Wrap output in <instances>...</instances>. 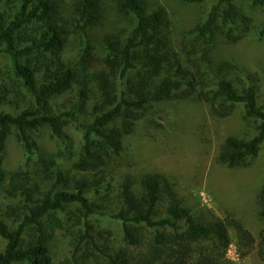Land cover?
<instances>
[{
    "label": "trees",
    "instance_id": "1",
    "mask_svg": "<svg viewBox=\"0 0 264 264\" xmlns=\"http://www.w3.org/2000/svg\"><path fill=\"white\" fill-rule=\"evenodd\" d=\"M182 1L203 4L208 0ZM210 1L205 19L197 22L192 32L213 47V29L220 23H235L237 6L234 0ZM254 4L263 6L264 0H254ZM116 5L120 12L131 15L132 23L126 34L106 37L101 64L78 81L79 71L67 58L68 23L73 21L78 32L87 33L103 19L99 0H71L64 12L53 0H0L1 49L10 59L15 78L34 99L18 114L0 110V188L4 184V194H0V264H52L50 243L58 230L70 239L68 264H97L95 259L102 264H234L227 256L232 242L229 228L235 231L240 259L256 250L264 262V180L255 198L262 223L258 241L232 213L223 218L191 213L164 173H145L134 181L124 180L117 190L113 188L121 168L117 162L122 141L135 130L151 102L196 99L219 118L228 117L237 108L253 117L257 134L250 138L226 136L214 157L218 165L246 168L264 143V107L257 103L254 84L235 85L217 65L212 80L199 79L183 64L189 61L194 65L188 52L182 54L189 48L186 38L176 45L171 34L162 30L161 11H148L144 0H116ZM258 35L264 36V26ZM225 36L228 41L239 39L230 30ZM205 50L204 56L211 51ZM210 63L205 64L208 70ZM75 88L86 95L84 104L90 94L98 96L100 103L82 117L87 119L81 122L79 165L84 173L70 187L65 169L44 150L35 133L47 129L52 136L70 141L64 134L65 120L79 121L81 111L58 113L54 98ZM2 91V99L11 93L0 85ZM13 127L25 167L9 170L5 149ZM38 171L45 177H35ZM52 175V188L41 191V181L52 179ZM161 202L166 203L164 214L159 211ZM95 215L119 221L121 241L117 246L100 242L101 233L97 235L92 225Z\"/></svg>",
    "mask_w": 264,
    "mask_h": 264
},
{
    "label": "rangeland",
    "instance_id": "2",
    "mask_svg": "<svg viewBox=\"0 0 264 264\" xmlns=\"http://www.w3.org/2000/svg\"><path fill=\"white\" fill-rule=\"evenodd\" d=\"M57 1L58 10L64 12L71 0ZM237 6L235 23L227 26L218 24L213 29L210 47L192 30L197 22L203 21L212 1L203 4H190L182 0H144L148 11L159 10L163 13L164 32L170 33L175 44L180 45L184 38L189 48L187 57L194 60V65L185 61L189 71L197 74L199 79L212 80L217 74L216 65L235 85L254 84L257 88V103L264 107V36L258 35V30L264 26V5L254 4V0H234ZM103 19L90 28L87 33L75 29L73 21H69L71 30L67 58L78 69V81L102 62L105 53L104 42L111 34H126L131 23V15L117 9L116 0H99ZM60 15V14H59ZM236 40H227L225 33ZM0 46V85L6 86L11 93L4 99L5 90L0 93V110L18 114L34 103V99L15 78L10 59ZM208 54L205 55V49ZM87 51V53L84 52ZM178 50V49H176ZM84 53V55H83ZM83 57V58H82ZM67 60V61H69ZM211 61L208 70L205 66ZM187 70V69H186ZM91 75H89V78ZM88 78V77H85ZM88 87L90 85L88 84ZM81 89L69 91L54 98V109L58 112L81 111L79 121L65 120L64 134L70 138H57L47 129L37 132L41 146L46 152L53 154L56 163L65 169L70 181V187L75 185V179L81 178V122L92 111L95 103H100L98 96L90 94L87 103ZM143 117L137 123L135 130L122 141L121 156L117 166L121 167L115 177L113 188L117 190L124 180L134 181L145 173H164L170 180L178 197L195 215L214 214L223 218L226 213L237 216L250 229L258 241L259 230L262 227L257 216L255 198L264 180V143H261L257 154L246 168H228L215 162V154L220 143L228 135L250 138L257 134L256 121L253 117L237 108L225 118L214 116L209 106L196 99H171L151 102L143 110ZM34 134V135H35ZM24 166L23 150L16 138V128L6 141L5 167L9 170ZM54 168V166H52ZM32 169V168H31ZM33 170V169H32ZM42 171V170H40ZM53 176V175H52ZM35 177H45L39 171ZM100 178V176H99ZM89 179L95 182L92 175ZM101 179V178H100ZM40 181V180H39ZM52 179L45 178L41 191L52 188ZM4 185V184H3ZM0 194L3 193V187ZM61 186H58L60 188ZM108 199L107 203H111ZM165 202H161L159 211L165 213ZM95 232L101 243L117 246L121 241L120 223L106 215H95L92 219ZM232 242L227 250V256L234 264H264L256 250L247 258L240 259L236 252L235 231L229 228ZM28 239V237H26ZM1 242V241H0ZM72 248L65 231L58 230L50 243L52 264H68ZM95 262L102 264L100 259Z\"/></svg>",
    "mask_w": 264,
    "mask_h": 264
}]
</instances>
